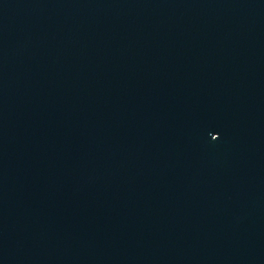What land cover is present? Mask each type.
Segmentation results:
<instances>
[{"label":"water","instance_id":"1","mask_svg":"<svg viewBox=\"0 0 264 264\" xmlns=\"http://www.w3.org/2000/svg\"><path fill=\"white\" fill-rule=\"evenodd\" d=\"M0 264H264V0H0Z\"/></svg>","mask_w":264,"mask_h":264}]
</instances>
